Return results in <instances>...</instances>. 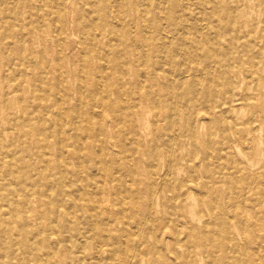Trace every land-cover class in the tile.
Returning <instances> with one entry per match:
<instances>
[{
    "label": "rangeland",
    "instance_id": "374dc122",
    "mask_svg": "<svg viewBox=\"0 0 264 264\" xmlns=\"http://www.w3.org/2000/svg\"><path fill=\"white\" fill-rule=\"evenodd\" d=\"M177 3L187 24L199 19L204 28L194 42L171 31ZM263 18L264 0H0V264H136L133 230L119 219L132 222L135 203L150 204L147 193L168 165L172 185L188 182L204 196L192 210L184 203L180 240L221 245L181 256L182 264H219L216 255L232 264L230 250L245 244L240 217L251 231L246 242L263 243L253 214L231 210L246 198L264 213V114L250 126L243 117L247 106L264 112V98L230 67L241 58L237 45L264 51ZM120 68L124 76L112 74ZM57 189L65 194L59 205ZM164 243L148 264H175ZM237 255L240 264L264 260L254 247Z\"/></svg>",
    "mask_w": 264,
    "mask_h": 264
},
{
    "label": "bare ground",
    "instance_id": "6f19581e",
    "mask_svg": "<svg viewBox=\"0 0 264 264\" xmlns=\"http://www.w3.org/2000/svg\"><path fill=\"white\" fill-rule=\"evenodd\" d=\"M154 1H158L160 3L162 0H154ZM178 2L180 3V1H178ZM179 3L176 4L177 7L175 6L179 13H175V15L172 16V19H171V17H169L170 18L169 19L170 27L172 26L171 31L174 33L183 32L186 34H191L193 36L192 40L194 42V41H196V39H199V37L201 35V31L204 28L200 24L199 19L192 18L191 20H189L190 21L189 24H187L188 21L186 18L187 16H186L185 8L180 6ZM178 8H179V10H178ZM177 14H178V16H177ZM185 24H187V25H185ZM141 26L143 27V25H141ZM144 26L146 27V25H144ZM260 27H261L260 32L264 33V18L260 22ZM143 29L145 30L144 27H143ZM255 34H257V33H255ZM250 36H251V33L244 35L243 38L246 41V39H248V37L250 38ZM261 36H262V34H261ZM185 38L186 37L181 38V39L184 40ZM143 39H144V37H143ZM237 40H240V39L238 38ZM155 42H157L156 39L155 40H152V38L150 39L151 45H153V43H155ZM168 42L170 43V40ZM196 45H198V44H196ZM237 47L239 49H241V58L237 59V60L232 59L231 60L232 63H230V67L234 68V69H236V71H238L243 84H246V82L247 83L249 82L250 84H256V86H258V88H261L262 95L264 98V78L262 77V75H264L263 74L264 73V51L261 52V51L257 50L256 47L252 46L251 44H249L247 42L245 43L244 46L237 45ZM196 51L197 50H195V52ZM192 53H193V51H192ZM215 53H216V50H214V51L210 50V54H212V56H214ZM191 59H192L191 61H193V64L196 62V64H194L196 66L195 69H198V67H199V65H197L198 64L197 63L198 57L196 56V54L192 55ZM117 68H119V67H117ZM209 71H210V69H209ZM181 72L185 73V71H183V70ZM112 74H117L118 76H124L126 74V72L122 68H120V69L114 70V72H112ZM244 97H243V102L245 101ZM224 104H225V106H227V102H224ZM229 106L230 105H228V109L226 110L227 114L233 113V111L231 110V108ZM261 108H262L261 106H255V107L247 106V108H245L246 115H243V117H245V121L247 122V124H246L247 126H250L251 122H256V123L260 122V119L264 114L263 109H261ZM239 110H241V108ZM185 120H186V118H185ZM174 123H175V120H174ZM47 125H49V124H47ZM192 126H194V125H192ZM188 129H190V128H188ZM234 133H236V132H234ZM243 134H244V137L247 141L249 140L250 143L253 142L251 138L247 139L248 137H246L250 133H247V131L244 130ZM167 167H168V169L165 168L167 171L164 175V178L162 176V180L158 184L153 183V186L149 189V192L147 193V195H148L147 198H148V201L150 202V204L146 208L144 207L142 209V208H139L138 204L135 203V209L137 212L135 213L134 217L132 218V222H130V221L126 222V220L123 217L119 219L120 223H122L126 227L128 226L130 229L133 230L132 231L133 238L131 239L130 243L128 244V249L130 252L129 257L132 260H134L136 262V264H148L152 260L151 259L152 254H156L157 250H159L162 246L167 244V243L166 244L164 243L165 240H170V242H171L169 244V247H170L171 254L174 258L175 264H182L180 262L181 256L188 258L195 251H198V250L200 251V249H202L204 246H207V244L214 245L218 242L217 239L208 238L206 236L204 237L203 240H194L190 236H189L187 241L183 242L180 240L181 235L184 234V232H183V230H181V228H183L185 226V221H186V218L182 214V209H187V207L184 206V203L186 201H190V205H189L188 209L192 210L193 207H195L197 205H202V203H203L202 198L204 196L202 193L198 192L199 189L196 190V188H195L196 186L189 188L188 186H190V185L188 184V186H187L188 182H186V183L185 182H179L178 184H176V186L172 185L171 184V182H172L171 178L174 176H173V173L170 171L169 165ZM165 180H167V181H165ZM30 185L33 187V184H30ZM19 187H20V185H19ZM239 189L242 190V195L246 196L245 194H247V192H251V184H249V183L242 184ZM206 191L207 190H205V193H206ZM54 195H55V198H54L55 202H57L59 205L61 203L62 197L65 196V194L62 190L57 189V191L54 193ZM69 195H71V193H69ZM22 197H23L22 200H23L24 206H26V204L28 203V198H26L25 196H22ZM54 199H52V200H54ZM254 199H256V198H254ZM52 200H50V197H49V199L46 201L51 203ZM260 205L261 204L256 203V201H251V200H248L246 198L244 199V204L238 205V202H237L234 206L231 205L232 206V210H231L232 212H236V213L238 212L240 214L245 213V212L249 214L251 212V214H253V219L255 220V226L257 229L256 234H259V240L262 239V235L264 236V234L262 233V230H261V226L264 227V213H262V214L255 213V209L257 207H259ZM238 206H239V209L235 210L234 208L237 209ZM57 208L56 209L54 208L52 210V214L57 213V211H58ZM206 209H207V212L209 211L213 215V218L215 220V225H219V226L223 227L224 230L225 229L227 230L228 227H230L227 223H225L223 221L224 219H221V218L217 219L218 214H220V210H219L218 206L216 205V203H213V202L206 203ZM223 210L227 211L228 207L223 209ZM142 211L144 212V215H142ZM27 212H28L27 210H24L22 212L21 216H23L24 218H27L26 217ZM165 213L167 214L166 218H163V215ZM236 213H234V215H237ZM9 214H11V213H9ZM1 217H3V216L0 213V218ZM41 217L42 216L39 214L37 216V220H40ZM189 218L193 219V216L191 215V211H189ZM237 219L238 218L236 217L235 220L238 221ZM240 219L241 220H239V222L237 223V225H235V227L238 230V234H239L237 236L243 238V241L245 242V244L242 248L246 249L248 247H250V248L254 247V249L257 252L263 251L264 250V244H263L264 241H263V243H257V242L256 243L255 242L248 243V242H246V238L243 235H245L247 233L251 234V231L246 230V224L248 223V220H246V217L245 216L243 218L240 217ZM1 222L2 221L0 220V227H1ZM25 224L27 225L26 220H25ZM261 224H263V225H261ZM235 227H234V230H236ZM112 230H113V228H112ZM188 231L190 233V230H188ZM228 231H230V229ZM4 233H10V230L5 231ZM102 234H103V232H102ZM102 236H104V235H102ZM235 236H236V234H235ZM89 241H91V239ZM3 245H6V244L3 243ZM226 246L227 245L223 244L222 248L226 249ZM45 247L46 246L41 245V247L39 246V247H36L35 249L36 250L40 249V248L47 249ZM216 247L221 249V245L219 242L216 244ZM242 248L240 246H235L230 250L229 256L232 255V260H233L232 264H240V262H239L240 257H238L237 253ZM32 249H34V246L32 247ZM95 252H96V250H95ZM98 252L99 251L96 252L97 255H98ZM206 252H207V249L205 250V253ZM235 255L237 256V258L239 260L237 258H235ZM215 259H216L217 263L223 264V263H225L226 256L216 255ZM250 259L251 258H249V256H247L246 262L248 263V261ZM122 261H123V259H122ZM33 262H34L33 264L39 263V262L37 263L36 260H34ZM128 262H130V260ZM263 262H264V260H263ZM263 262L258 257L256 264H263ZM201 263H202V261H201ZM251 263L252 262H249L248 264H251ZM253 263L255 264V261H253ZM51 264H56V262H51ZM130 264H131V262H130Z\"/></svg>",
    "mask_w": 264,
    "mask_h": 264
}]
</instances>
